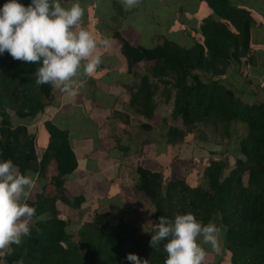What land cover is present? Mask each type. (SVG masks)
<instances>
[{
    "label": "trees",
    "instance_id": "16d2710c",
    "mask_svg": "<svg viewBox=\"0 0 264 264\" xmlns=\"http://www.w3.org/2000/svg\"><path fill=\"white\" fill-rule=\"evenodd\" d=\"M203 1L216 17L203 20L195 30L200 40L194 39L189 47L163 36H155L151 47L134 46L115 33L128 71L135 78L129 103L145 118L152 119L158 112L154 96L162 84L164 102L171 105L174 121L169 125L162 117L161 133L167 143H181L187 133L204 125L211 131V137L204 135V139L222 144L236 134L239 126L244 127V133L239 135V156L233 157L231 165L226 158L210 160L197 186L181 178L163 182L160 173L137 167L134 189L149 199L155 223L161 216L174 219L189 212L205 224L215 220L223 229V248L230 253V264H264V91L254 87V93L249 92L253 100L245 102L241 95L251 81L228 86L223 79H237L242 67L255 63L251 29L256 11L250 8L251 0ZM6 2L0 0V7ZM19 2L28 5L31 0ZM141 61H151L153 65L142 72L133 71ZM38 67L14 60L7 52L0 54V161L11 159L22 174L31 171L41 179L50 163L56 164V174L50 181L53 192L44 193V185L35 200L27 201L45 219L34 223L31 235L24 237L21 245H11L0 261L131 264L126 257L133 253L147 264H164L166 241L156 249L150 247L153 229L140 232L123 217L113 219L108 212H96L74 231L71 222L60 215L58 201L71 208L80 207L83 201L82 197L70 199L64 188L65 178L77 166L67 130L45 120L49 142L38 159L35 135L27 125L13 121L14 117L36 120L49 105L52 87L36 84ZM141 127L149 126L142 123Z\"/></svg>",
    "mask_w": 264,
    "mask_h": 264
},
{
    "label": "crops",
    "instance_id": "0c3cea01",
    "mask_svg": "<svg viewBox=\"0 0 264 264\" xmlns=\"http://www.w3.org/2000/svg\"><path fill=\"white\" fill-rule=\"evenodd\" d=\"M158 1L162 0H141L137 7L129 10L122 5L121 0H61L64 7L79 2L85 9L82 27L91 32L97 40L104 38L110 40V47L98 48L102 63L93 76L83 78L84 87L79 90L78 95L69 97L52 87V98L40 118L36 120L13 118L15 124L27 125L31 134L35 135L38 159L49 142V135L44 126L45 120H50L68 132L77 166L65 178L64 188L70 199L82 197L83 201L78 208H71L58 201L57 208L61 216L63 209L67 213L90 209L93 215L96 212H108L111 217L115 219L123 217L127 223L134 225L124 217L128 214L126 206L139 205L137 208H142L150 204L143 192L134 189L138 177L137 167L161 173L157 169L160 166L159 162L167 160L165 156L170 153L171 144L163 137L160 124L155 125L160 109L152 119H147L130 106L135 78L133 73L128 71L121 43L115 37V33H119L134 46L151 47L155 36H163L183 47H189L194 39L200 40L199 33L195 30L202 19L198 10L193 16H185V0H166L157 4ZM197 3L208 6L203 0L191 2L199 6ZM254 4L258 7H254ZM207 8L210 9L209 6ZM250 8L256 11L253 14L251 29V53L255 63L245 65L243 76L240 75L237 79L225 76L224 79L228 86L244 84L246 80H250L251 84H245L249 102L253 100L249 92L255 90L254 87L260 86L264 91V3L260 0H251ZM209 16L212 19L216 17L211 9ZM191 18L199 20V23H192L189 21ZM187 35L191 36L192 41L188 40ZM152 65L151 61H141L133 67V71L142 72ZM241 79L243 81H240ZM142 123L149 127L143 129ZM155 130H158L160 140L153 133ZM144 134H148V137ZM55 167L56 164L52 161L44 178L36 176L38 182L29 200H35L44 185V189L50 194L53 189L50 180L56 174ZM49 175L50 179L46 177ZM174 178L180 177L167 179L164 174L162 175L163 182ZM125 195L133 196L130 204H127L129 197L125 198ZM151 210L153 213V209ZM133 211H130L131 214L138 217ZM142 211L146 210L143 208ZM222 253V258L229 255L230 260L227 250H222Z\"/></svg>",
    "mask_w": 264,
    "mask_h": 264
},
{
    "label": "clouds",
    "instance_id": "9594fccd",
    "mask_svg": "<svg viewBox=\"0 0 264 264\" xmlns=\"http://www.w3.org/2000/svg\"><path fill=\"white\" fill-rule=\"evenodd\" d=\"M131 10L141 0H121ZM85 9L79 2L70 7L61 0H7L0 7V54L7 52L14 60L39 65L36 84H48L69 97L78 95L85 77H91L102 63L98 48L110 47L108 38L97 40L82 27ZM31 171L22 174L11 159L0 161V256L11 245H21L31 235L34 223L45 219L27 201L37 185ZM149 242L153 249L162 242L167 254L164 264H205V245L217 254L222 251L221 226L201 222L193 213L178 214L174 219L159 217L151 223ZM131 264H147L129 253Z\"/></svg>",
    "mask_w": 264,
    "mask_h": 264
},
{
    "label": "rangeland",
    "instance_id": "374dc122",
    "mask_svg": "<svg viewBox=\"0 0 264 264\" xmlns=\"http://www.w3.org/2000/svg\"><path fill=\"white\" fill-rule=\"evenodd\" d=\"M162 1L166 2V0H162ZM162 1H158L156 3L160 4ZM175 1H179V0H175ZM245 1H247V0H245ZM191 2H192V0H189V1L185 0V12H186L185 16H188V17L193 16V13H195L198 10V13L200 14V16H202L201 23L203 22V20L212 19L211 16H209L210 9L207 8L208 6L207 7H206V5L203 6V4H200V5H202V6H200L198 3H197V5H199V6H195V5L191 4ZM260 2H261V0H260ZM237 3L247 6V3H245V2H241V3L237 2ZM254 7L257 8L258 7L257 4H254ZM189 21H191L192 23H196V22L199 23V20L196 21L193 18H191ZM184 38H185V35H184L183 39ZM187 38L189 41L190 40L192 41L190 35H187ZM245 69L246 68L243 67V69L241 71V73H242L241 76H243V74L245 73ZM169 79H171V77ZM223 79H226V78L224 77ZM240 81H243V79H241ZM159 88L160 89L158 90L157 94L154 96V102H156L158 104L157 108L160 109L159 115L156 118L155 125L160 124V129H162V127L164 125L162 122L163 116L166 117V122L169 125L174 123V121L171 119V116H170L171 105L165 104V102H164V95L162 94L163 85L159 84ZM241 98L245 102L248 101L247 100V94H245V93L241 95ZM196 130L197 131L194 133H187L184 137L183 142L175 144V145H172V144L170 145L171 146L170 153L166 154V156H165V157H167V160L165 159L163 162H159L160 166L157 168L160 170L161 175L164 174V176L167 179L178 176L181 179H183L188 185L197 186V185L201 184L202 171H203L204 167H206L209 164L210 160L226 158V160L231 165L232 161H234L233 157L236 158L239 156V149H238L239 135L244 133V127L240 128L239 126H237V128L235 129L236 134H234L233 136H231L230 138H228L226 140H223L224 142L222 141L223 143L222 144L220 143L221 145L219 143H213V142H210V140L204 139V135L211 137V131L209 129V126L204 127V125H200V128L198 127ZM153 133L155 134L156 137H158V140L161 139L158 130L153 131ZM144 135L148 137V134H144ZM151 137H153V134ZM213 141L216 142L215 140H213ZM168 144H170V143H168ZM168 144H166V145H168ZM143 163H145V162L143 161ZM144 167H146V166H144ZM50 175H51V173H50ZM50 175L46 176V177L48 179H50L49 178ZM131 191L133 192V190H131ZM44 193H47V191L45 189H44ZM50 193H52V191H50ZM126 197H129L127 199L128 200L127 204H130V202L134 199L133 196H131V195H125V198ZM137 207H139V205ZM137 207L126 206V209L128 211V212L126 211V213H128V214L124 215V217L127 219V221L134 223V225L139 228L140 232L149 233L150 230L152 229L151 223H155L154 219H153V213L151 210L152 208H151L150 204H146V206H143L142 208H137ZM130 208H131V210H134L133 211L134 214H138L137 215L138 217H135V215L131 214ZM143 208L146 211H142ZM62 211H63L61 213L62 217L68 219L71 222V228L74 231H76V229H78L79 226L83 222L91 220L93 217V213H92L93 211L90 212L91 211L90 209H85L84 212H80V211L76 212L75 211V212L67 213L64 211V209ZM112 218H113V216H112ZM113 219H115V218H113ZM212 222L216 223L215 220H212ZM204 247L206 248V250L208 252V255H207L206 260H205V264H221V262H223V264H229L230 263L229 255H227V258H224V257L222 258V256H223L222 251L220 254H217V253L213 252L209 246L205 245ZM222 250L224 251L223 244H222ZM0 264H6V262L1 260Z\"/></svg>",
    "mask_w": 264,
    "mask_h": 264
}]
</instances>
